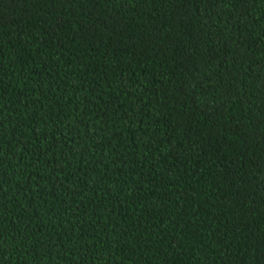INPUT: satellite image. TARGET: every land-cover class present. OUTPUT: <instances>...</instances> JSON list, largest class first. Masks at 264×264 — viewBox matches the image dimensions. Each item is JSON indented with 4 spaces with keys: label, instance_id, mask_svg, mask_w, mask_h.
Wrapping results in <instances>:
<instances>
[{
    "label": "trees",
    "instance_id": "1",
    "mask_svg": "<svg viewBox=\"0 0 264 264\" xmlns=\"http://www.w3.org/2000/svg\"><path fill=\"white\" fill-rule=\"evenodd\" d=\"M0 264H264V0H0Z\"/></svg>",
    "mask_w": 264,
    "mask_h": 264
}]
</instances>
